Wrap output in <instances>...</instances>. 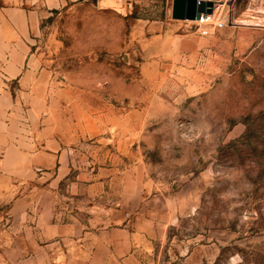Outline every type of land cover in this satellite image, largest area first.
<instances>
[{
  "label": "rangeland",
  "instance_id": "1",
  "mask_svg": "<svg viewBox=\"0 0 264 264\" xmlns=\"http://www.w3.org/2000/svg\"><path fill=\"white\" fill-rule=\"evenodd\" d=\"M211 1L221 27L173 0H48L33 52L67 159L16 184L32 203L0 205L1 238L130 224L145 264H264V0Z\"/></svg>",
  "mask_w": 264,
  "mask_h": 264
},
{
  "label": "crops",
  "instance_id": "2",
  "mask_svg": "<svg viewBox=\"0 0 264 264\" xmlns=\"http://www.w3.org/2000/svg\"><path fill=\"white\" fill-rule=\"evenodd\" d=\"M48 7V0H0V205L9 203L8 213L16 219L32 203L31 191L16 194V184L39 180L67 159L58 142V119L51 124L46 117V70L33 52L32 38ZM25 115L32 124L29 131L16 126ZM152 245L149 231L130 224L99 233L71 224L58 227V239L50 243L0 237V264L57 259L58 264H145Z\"/></svg>",
  "mask_w": 264,
  "mask_h": 264
},
{
  "label": "water",
  "instance_id": "3",
  "mask_svg": "<svg viewBox=\"0 0 264 264\" xmlns=\"http://www.w3.org/2000/svg\"><path fill=\"white\" fill-rule=\"evenodd\" d=\"M216 3L211 0H173L171 16L174 20L194 21L201 14L213 13Z\"/></svg>",
  "mask_w": 264,
  "mask_h": 264
},
{
  "label": "built area",
  "instance_id": "4",
  "mask_svg": "<svg viewBox=\"0 0 264 264\" xmlns=\"http://www.w3.org/2000/svg\"><path fill=\"white\" fill-rule=\"evenodd\" d=\"M221 16V15H220ZM220 16H217V9H214V12L211 14H201L199 19H196L192 22L196 24V26L200 27L203 25L215 24L219 27L223 26L224 21Z\"/></svg>",
  "mask_w": 264,
  "mask_h": 264
},
{
  "label": "bare ground",
  "instance_id": "5",
  "mask_svg": "<svg viewBox=\"0 0 264 264\" xmlns=\"http://www.w3.org/2000/svg\"><path fill=\"white\" fill-rule=\"evenodd\" d=\"M256 1V0H255Z\"/></svg>",
  "mask_w": 264,
  "mask_h": 264
}]
</instances>
